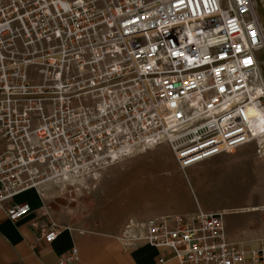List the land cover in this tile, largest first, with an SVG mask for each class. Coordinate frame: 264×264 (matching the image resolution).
Here are the masks:
<instances>
[{"label":"built area","instance_id":"1","mask_svg":"<svg viewBox=\"0 0 264 264\" xmlns=\"http://www.w3.org/2000/svg\"><path fill=\"white\" fill-rule=\"evenodd\" d=\"M259 11L264 17V0H0V209L8 220L30 213L14 202L27 190L158 146L183 174L225 166L238 147L264 153ZM33 227L47 243L62 229ZM125 229L128 247L168 250L177 264H264V242H230L222 212L129 220ZM77 257L73 248L57 264Z\"/></svg>","mask_w":264,"mask_h":264},{"label":"crops","instance_id":"2","mask_svg":"<svg viewBox=\"0 0 264 264\" xmlns=\"http://www.w3.org/2000/svg\"><path fill=\"white\" fill-rule=\"evenodd\" d=\"M163 147L166 146H158L148 150L161 152L168 149L171 154L169 161L160 159L153 163L154 168L165 173L164 175L157 174L148 180L150 182V190H156L158 193L154 199L153 211L148 214L131 215V211L134 209H128L127 214L124 213L125 209L122 211H117L116 209L117 214H121L120 217L125 215L117 223L115 229L98 226L63 227L57 238L52 243H47L44 240H36V231L38 230L33 227L34 223H37L38 227L48 223V209L44 195L40 187L27 190L16 196L14 202L18 204L27 203L30 206L28 215L17 222H11L0 209V264H57L73 248L77 250L78 257L77 260L70 264H157L156 260L160 255H163L168 260L166 264H177L172 260L171 253L168 250L156 249L143 243L138 244L136 247H128L123 237L120 236V227L128 220L140 222L152 217L169 214H193L200 209L205 212H222L224 214L226 233L230 242L254 245L264 242V195H250L255 191L252 188H247L246 191L245 189L241 192L238 191L235 187L236 181L233 179L234 177L232 178V175L237 176V173L235 171L231 172L230 167L228 171H230L229 177L232 179L229 178L230 183L226 184L228 186L223 187V183L215 187L219 193H222V189H225L223 192L227 194L214 195L210 192L212 185L209 188L206 184L204 186L201 180L191 179L192 181L188 184V187L186 186L188 191L182 190L181 195H175L173 186L174 183L178 184V182H174L172 174L174 158L170 149ZM246 149L248 147H240L236 150L245 152ZM243 158L244 163L254 160L256 166H259L255 151L254 155L250 154ZM239 164L242 168V160H240ZM225 168L223 167L219 171L214 170V172L209 174H223ZM196 170L199 172L200 168L194 167L187 171L191 175L196 173ZM244 172V176L253 173L256 176V172L247 174L246 168ZM238 175L240 174L238 173ZM129 181V178H125L122 180V184H126ZM139 181H144V179ZM213 182H215V179H213ZM111 184L110 182L103 183L105 186ZM105 190L108 193L109 187L105 188ZM193 191H197V195H193ZM20 196L22 197L21 199L18 198ZM111 199H113V203L110 206L106 205L103 199L101 200L100 216H103L105 211L109 212V214L114 212L111 208L114 206V201L118 199L117 197L115 200L113 197ZM171 200H176L179 204L175 208H170ZM142 203H139V205ZM186 204L192 207L186 208ZM249 208H259V210L250 211ZM104 215L106 214L104 213ZM94 216L97 217L98 214L96 213ZM128 217L133 218L128 219Z\"/></svg>","mask_w":264,"mask_h":264},{"label":"rangeland","instance_id":"3","mask_svg":"<svg viewBox=\"0 0 264 264\" xmlns=\"http://www.w3.org/2000/svg\"><path fill=\"white\" fill-rule=\"evenodd\" d=\"M259 14L264 26V17L260 11ZM257 58L264 81V46L257 53ZM250 154L254 155L253 146H250V148L246 149L245 152L233 150L231 153H227L224 159L225 166L218 167L216 169V171H219L223 167H227L223 170V174L213 173L210 175L209 173L214 172V170H209L208 173L204 169H200L199 172L196 170V173L191 175L188 173V171H186L185 174H187V177H185V174L179 171L175 161H173V179L174 182H178V184L174 183L173 193L175 195H181L182 190L188 191V184L192 181L191 179H194L201 180V182L204 183V186L206 184L209 186V188H211L212 185V190H210V192L214 195H224L227 194L226 192H223L225 189H222V193H219L218 189L215 187L218 185L220 186L223 183V187L228 186L226 184H229L230 179L234 177L233 179L236 181L235 187L238 189V191L241 192L243 189L246 191L247 188H252L255 191H253L250 195H264V157H262L264 153L258 156L259 159L257 160L259 161V166H256L254 160L244 163L243 157L249 156ZM170 158L171 154L168 149H165L161 152L147 150L134 155L131 158L122 160L110 167L92 170V173H79L80 175L76 174L78 177L72 176L68 181L61 180L56 183L53 182L40 184V188L42 190V194L44 195V200L48 209V223H53L60 228L98 226L107 229H115V227H117V223L122 220V218H124L125 214L128 213V209H134L131 211V215L150 213L153 211L152 208L154 206V199L158 193L156 190H150V182L148 180L155 177L157 174H165L164 172H160L158 169L154 168L153 163L155 161H159L160 159H162V161H169ZM240 160H242L243 163L242 168L239 164ZM229 167L231 172L235 171L237 173V176L232 175V178L229 177ZM245 168L247 170V174H251L249 172H256V176L254 173L244 176ZM238 173L240 175H238ZM125 178H129V182L131 183L128 182L126 184H122V180ZM142 179H144V181H139ZM213 179H215V182L212 183ZM104 182H110V184H112L105 186L103 185ZM107 187H109L108 193L105 190ZM192 194L197 195V191H193ZM110 197H113L114 200L116 197L118 199L117 201H114V206L111 208V210L114 212L109 214V212L105 211L104 213L106 215L103 213V216H100L101 200L103 199V202L110 206L113 203V199ZM18 198L21 199L22 197L20 196ZM139 203L142 204L139 205ZM178 204V201L171 200L170 208H175ZM185 206L186 208L192 207L188 204ZM116 209L117 211H122L125 209V214L120 217L121 214H117ZM249 209H254L250 211L259 210V208ZM96 213L99 217L94 216ZM130 218L133 217H128V219ZM128 222L129 220L120 227L121 237L126 231L125 226ZM260 245L261 244L254 245L246 243L244 244V247L248 249H255Z\"/></svg>","mask_w":264,"mask_h":264},{"label":"bare ground","instance_id":"4","mask_svg":"<svg viewBox=\"0 0 264 264\" xmlns=\"http://www.w3.org/2000/svg\"><path fill=\"white\" fill-rule=\"evenodd\" d=\"M257 138H258V141L260 142V144L264 147V134H260V135H258L257 136ZM238 148H240V147H238ZM256 155V157L259 159V157L257 156V154H255ZM262 157H264V154H263V156ZM95 176V175H94ZM185 177H187V175L185 174L184 175ZM78 177V176H77ZM40 186V185H39ZM201 210V209H200ZM250 210H254V209H250Z\"/></svg>","mask_w":264,"mask_h":264},{"label":"snow or ice","instance_id":"5","mask_svg":"<svg viewBox=\"0 0 264 264\" xmlns=\"http://www.w3.org/2000/svg\"><path fill=\"white\" fill-rule=\"evenodd\" d=\"M250 62H251L250 60H246V61H245L246 64H248V63H250Z\"/></svg>","mask_w":264,"mask_h":264}]
</instances>
